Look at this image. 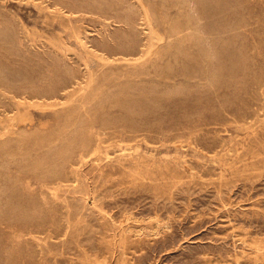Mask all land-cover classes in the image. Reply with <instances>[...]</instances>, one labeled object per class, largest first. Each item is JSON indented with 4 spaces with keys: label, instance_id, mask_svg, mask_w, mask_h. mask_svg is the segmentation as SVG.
Returning <instances> with one entry per match:
<instances>
[{
    "label": "rangeland",
    "instance_id": "rangeland-1",
    "mask_svg": "<svg viewBox=\"0 0 264 264\" xmlns=\"http://www.w3.org/2000/svg\"><path fill=\"white\" fill-rule=\"evenodd\" d=\"M145 2L0 0V264H264V0Z\"/></svg>",
    "mask_w": 264,
    "mask_h": 264
},
{
    "label": "bare ground",
    "instance_id": "bare-ground-1",
    "mask_svg": "<svg viewBox=\"0 0 264 264\" xmlns=\"http://www.w3.org/2000/svg\"><path fill=\"white\" fill-rule=\"evenodd\" d=\"M73 1V0H72ZM139 3H140V6H141V8H142V12L140 13V16H139V19H141L142 20V24L144 25V30H143V32H144V34L146 35V42L144 43V45H143V47H142V49H141V52H142V55H143V57H147L149 54H151L152 53V51H153V49L159 44V43H161L164 39H165V35H164V33H162L161 31H160V29H159V27L157 26V23H156V21H155V19H154V16L152 15V12H151V10H150V8H149V6L147 5V3L145 2V0H137ZM149 1V0H148ZM176 1H178V0H176ZM181 1V0H180ZM158 4H160V3H158ZM178 4H180V3H178ZM66 5V4H65ZM101 5H102V3H101ZM103 5H105V4H103ZM70 6H72V3H71V5ZM75 6H76V4H75ZM113 6V5H112ZM116 7H117V5H115ZM159 6V5H158ZM157 6V7H158ZM99 7V6H98ZM107 7V6H106ZM114 7V6H113ZM80 8V7H79ZM104 8V7H103ZM181 8V7H180ZM184 8V7H183ZM110 9H111V7H110ZM91 10V9H90ZM101 10H102V8H101ZM79 12V11H78ZM96 12V11H95ZM98 12V11H97ZM70 13V12H69ZM107 13V12H106ZM74 14V13H73ZM82 14V13H81ZM108 14V13H107ZM190 18V17H189ZM69 19V18H68ZM106 19V18H105ZM70 20V19H69ZM192 20V19H191ZM190 20V21H191ZM171 22V21H170ZM76 26H77V24H76ZM74 30V29H73ZM170 31V30H169ZM168 31V32H169ZM71 33V32H70ZM111 38V37H110ZM79 39V38H78ZM77 39V40H78ZM81 43V42H80ZM82 47V46H81ZM110 48V47H109ZM105 49V48H104ZM90 50V49H89ZM101 50V49H100ZM103 51V50H102ZM93 52H95V51H91L90 50V53H93ZM120 52L118 51H114V50H107L106 49V51L105 52H96L95 53V56L98 58V60L100 61V62H108V61H111L113 58H111V56L109 55V54H112L113 55V57H117L116 55H119V56H121V57H123V58H128V56H126V54H119ZM124 53H125V51H124ZM135 54V53H134ZM133 54V55H134ZM87 55V54H86ZM115 59V58H114ZM80 60V59H79ZM97 60V61H98ZM98 64V63H97ZM102 66V65H101ZM99 67V66H98ZM97 71V70H96ZM88 74V73H87ZM94 74V73H93ZM73 76H75V75H73ZM96 76H97V74H96ZM78 77V76H77ZM93 77V76H92ZM166 77V76H165ZM74 78V77H73ZM76 78V77H75ZM74 78V79H75ZM97 78V77H96ZM95 78V79H96ZM124 78V77H123ZM93 79V78H92ZM94 80V79H93ZM117 81V80H116ZM165 81V80H164ZM93 83V82H92ZM106 88V87H105ZM81 92V91H80ZM24 104V103H23ZM17 107V106H16ZM19 107V106H18ZM64 107V106H63ZM85 110V109H84ZM20 115H21V113H20ZM15 118V117H14ZM10 119H12V117L10 118ZM9 119V120H10ZM13 120H16V119H13ZM4 122H7V121H4ZM10 122H11V120H10ZM13 122V121H12ZM13 124V123H12ZM9 128H10V126H9ZM19 134V133H18ZM36 134V133H35ZM20 135H21V133H20ZM25 136H26V134H25ZM24 136V137H25ZM32 136V135H31ZM36 135H34L33 137H35ZM27 137H28V135H27ZM33 137H32V139L31 140H33ZM29 139H30V136H29ZM35 139V138H34ZM48 139V138H47ZM10 141H11V139H9ZM40 142H41V140H39ZM44 141V140H43ZM21 142H23V141H21ZM26 142H29L28 140L26 141ZM42 143V142H41ZM1 144V143H0ZM4 146V145H3ZM7 152V151H6ZM1 154V153H0ZM2 155V154H1ZM86 155V154H85ZM3 158H4V156H3ZM3 158H1V159H3ZM83 158V157H82ZM61 160V159H60Z\"/></svg>",
    "mask_w": 264,
    "mask_h": 264
}]
</instances>
